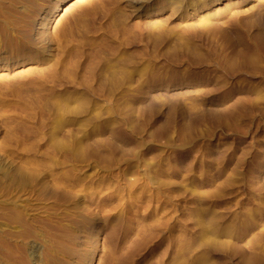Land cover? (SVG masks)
Instances as JSON below:
<instances>
[{
    "label": "rangeland",
    "instance_id": "1",
    "mask_svg": "<svg viewBox=\"0 0 264 264\" xmlns=\"http://www.w3.org/2000/svg\"><path fill=\"white\" fill-rule=\"evenodd\" d=\"M255 2L0 0L9 264H264Z\"/></svg>",
    "mask_w": 264,
    "mask_h": 264
},
{
    "label": "bare ground",
    "instance_id": "2",
    "mask_svg": "<svg viewBox=\"0 0 264 264\" xmlns=\"http://www.w3.org/2000/svg\"><path fill=\"white\" fill-rule=\"evenodd\" d=\"M66 0H59V3L57 5L58 8H63L60 7V5L65 2ZM89 0H75V3H83V2H87ZM73 2V1H72ZM80 8V7H79ZM252 9H254L258 15L264 14V0H256V2L253 4ZM62 11V10H61ZM84 11V10H83ZM52 22V21H51ZM48 24V23H47ZM30 69V68H29ZM4 74V72H3ZM2 74V75H3ZM158 91L160 94L162 95H166L170 92H176V93H187L189 91V89L187 88V86H176V87H172V88H158ZM155 95V94H154ZM167 97L169 95H166ZM27 174V173H26ZM18 175V174H17ZM30 175V174H29ZM28 175V176H29ZM19 179V178H18ZM14 213V212H13ZM8 217V216H7ZM13 220V219H12ZM12 227V226H11ZM2 238V237H1ZM38 247V246H37ZM36 247V249H37ZM0 264H9L8 261H6L1 255H0Z\"/></svg>",
    "mask_w": 264,
    "mask_h": 264
}]
</instances>
